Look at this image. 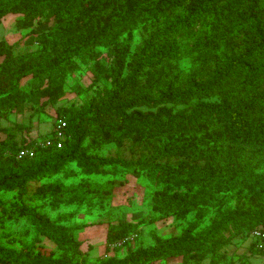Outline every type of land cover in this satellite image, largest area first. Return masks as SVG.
Listing matches in <instances>:
<instances>
[{
	"label": "trees",
	"instance_id": "obj_1",
	"mask_svg": "<svg viewBox=\"0 0 264 264\" xmlns=\"http://www.w3.org/2000/svg\"><path fill=\"white\" fill-rule=\"evenodd\" d=\"M9 15L22 16L18 30H28L39 48L16 54L15 45L0 42V112L4 118L9 110L26 102L35 104V113L56 106L66 95L67 69L77 68V62L90 65L95 81L111 78L116 90L112 106L97 109L92 117L67 121L68 138L62 149L37 148L32 159L18 160L17 154L47 137L27 134L18 139L17 132L0 127V192L17 191L24 197L29 182L45 173L58 174L68 160L78 161L86 175H117L112 161L91 159L87 152L108 144L121 147L130 140L132 153L143 152L128 174L154 188L150 193L152 211L195 217L182 237L138 258L181 256L186 263L193 258L199 264L211 256V264H218L225 255L209 246V240L224 246L227 231L233 232L231 237L246 232L252 238L254 231L264 230V0H0V24ZM51 21L52 25L38 31L37 27ZM141 25L151 26L152 31L133 51L134 31ZM249 27L252 34L259 32V38L241 60L235 59L238 61L234 60L209 87L180 95V102L191 106V113L173 114L168 110L164 116L142 117L127 114L125 107L118 105L124 93L144 90L151 94L189 76L192 70L203 72L222 48L237 50ZM180 36L187 41L181 42ZM101 48L114 55L109 69L99 62ZM193 57L188 72L173 73L172 63ZM121 80L125 81L123 85ZM246 97L250 99L243 101ZM202 99L216 100L210 103ZM69 113V109H63L56 119ZM16 128L31 130L22 124ZM71 133L77 143L69 153L60 154L68 150ZM86 138L90 143L79 152ZM145 150L151 151V156ZM65 177L75 178L77 174L65 170ZM124 183H47L40 186L38 199L52 207L104 209L116 196L129 192ZM228 193L232 195L227 197ZM233 198L237 201L235 209L230 206ZM212 208L218 215L211 226L193 236ZM15 214L26 217L38 233L46 234L64 251L58 258L37 253L22 258L23 263L85 264L74 262L68 251L83 255V243L74 236L89 225H60L74 219L75 212L60 215L56 223L34 209ZM146 222L109 223L104 254L115 252L118 248L112 246L116 243L127 245L128 238L138 234ZM250 252L264 256L263 251L256 250L254 241ZM1 254L0 264H12ZM101 264H138V260L109 257Z\"/></svg>",
	"mask_w": 264,
	"mask_h": 264
},
{
	"label": "rangeland",
	"instance_id": "obj_2",
	"mask_svg": "<svg viewBox=\"0 0 264 264\" xmlns=\"http://www.w3.org/2000/svg\"><path fill=\"white\" fill-rule=\"evenodd\" d=\"M22 18L21 15H9L5 17L0 24V42L6 41L15 45V53L33 52L39 48L32 37L29 36L28 30L20 31L17 28V22ZM52 25V21L37 27L38 31ZM152 31L151 26L141 25L134 31V40L132 50L135 51L137 46L146 39ZM249 27L246 34L241 38L237 50H228L222 48L216 58H211V63L203 72L199 73L192 70L190 75H185L179 81L168 83L160 89H155L151 94H146L144 90L138 92L124 93L117 103L120 107H125L127 114H139L142 117L158 115L164 116L166 111L170 110L173 114L180 111L191 113V106H186L180 102V95L188 91H199L209 87L214 80L228 68L232 62L241 60L246 53L247 48L255 45L259 38V32ZM181 42H186L185 37L180 36ZM99 62L107 69L113 64L114 55L111 50L101 48ZM195 57L185 59L180 63H172L173 73L188 72ZM238 59V60H235ZM235 60V61H234ZM246 60V59H245ZM78 63L77 68H68L65 77L66 95L54 107H48L43 113H35V104L26 102L16 109L9 110L7 119L0 112V127L7 128L16 133L20 139L22 136L30 135L34 137L45 138L53 131L56 118L59 111L69 109L70 115L64 118L69 123L76 122L82 117H92L97 109L107 107L112 104V95L116 90L115 84L111 78H103L95 81L94 74L90 70V65H81ZM234 64V63H233ZM222 73V74H223ZM202 74V75H201ZM125 81L121 80V85ZM27 88L26 85H24ZM264 91V87L261 88ZM127 92V91H126ZM261 93V92H259ZM146 98V100L144 99ZM250 99L246 97L243 101ZM216 99H202L205 102H215ZM194 100L192 105H196ZM118 106V107H119ZM72 110H74L72 112ZM24 125L30 127V131H19L17 126ZM70 146L67 151L60 154L69 153L70 149L77 143V139L71 133L69 135ZM90 141L86 138L79 146V152L84 151ZM130 140H125L123 146L117 147L114 144H108L102 149L88 150L87 155L91 159L109 160L116 167L117 175H86L84 167L76 160L65 161L63 169L56 175L45 173L37 180L28 184V194L20 197L17 191L0 192V252L1 256L10 260L12 264H25L22 258L34 256L37 253L44 255H53L58 258L64 254L46 234L38 233L35 225L27 220L26 217L17 216L16 211L23 209H34L37 213L45 214L52 223H56L62 214L75 212L76 216L69 222H61L60 225H89L83 231L75 234V240L82 241L83 255H76L69 250V257L77 263L101 264L102 261L110 258L117 260L137 259L138 264H196L195 259L183 261L181 256H173L168 259L145 260L139 257L141 254H148L155 250L160 244L169 243L182 237L184 231L188 228L189 223L195 220L194 215L185 218L171 215H160L152 211L150 193L154 188L144 179H136L128 174V169L136 165L141 157L142 150L136 153L130 151ZM146 155L151 156V151L145 150ZM9 154V153H8ZM55 159V158H53ZM55 160L52 161V163ZM33 164L30 168L33 169ZM111 168V166H109ZM65 170L74 171L77 177L67 179ZM109 180H115L117 183L125 182L128 184L129 192L121 193L116 196L113 202L107 203L104 209H91L87 206H60L52 207L48 203H43L38 199V190L41 185L53 182H62L65 185H74L83 181L105 183ZM230 197L232 193L225 194ZM236 199L230 203L235 209ZM226 210V207L223 208ZM218 211L215 208L210 209L206 222L198 228L193 236L207 230L212 221L217 217ZM147 219V222L139 227V233L128 238L127 245L121 242L112 247L118 249L105 255L106 234L109 223H118L119 221L137 222ZM233 232L224 233V246L212 244L214 241L209 240L208 245L217 248L216 252L224 254L225 259L220 260L218 264H264V256L256 255L250 252L252 238L244 232L238 236L231 237ZM231 237V238H230ZM38 239V240H37ZM16 258V260L14 259ZM188 259V258H186ZM211 256H207L199 264H211Z\"/></svg>",
	"mask_w": 264,
	"mask_h": 264
},
{
	"label": "built area",
	"instance_id": "obj_3",
	"mask_svg": "<svg viewBox=\"0 0 264 264\" xmlns=\"http://www.w3.org/2000/svg\"><path fill=\"white\" fill-rule=\"evenodd\" d=\"M67 127L68 124L64 118L56 119L52 133L47 138L38 140L35 147L21 149L17 154V159L34 158L37 148L56 147L57 149H62L64 141L68 138ZM251 237L255 243L256 250L264 252V230L259 229L254 231Z\"/></svg>",
	"mask_w": 264,
	"mask_h": 264
}]
</instances>
